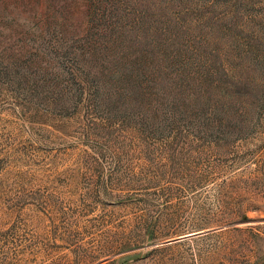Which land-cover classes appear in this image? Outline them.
<instances>
[{
  "label": "rangeland",
  "instance_id": "1",
  "mask_svg": "<svg viewBox=\"0 0 264 264\" xmlns=\"http://www.w3.org/2000/svg\"><path fill=\"white\" fill-rule=\"evenodd\" d=\"M0 264H264V0H0Z\"/></svg>",
  "mask_w": 264,
  "mask_h": 264
}]
</instances>
